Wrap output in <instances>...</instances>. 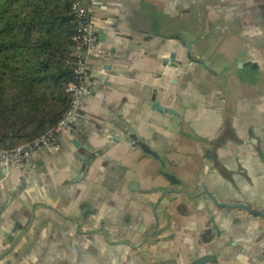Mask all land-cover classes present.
Masks as SVG:
<instances>
[{
  "label": "crops",
  "instance_id": "crops-1",
  "mask_svg": "<svg viewBox=\"0 0 264 264\" xmlns=\"http://www.w3.org/2000/svg\"><path fill=\"white\" fill-rule=\"evenodd\" d=\"M100 1L99 86L0 167V264H264L262 218L218 204L264 213V0Z\"/></svg>",
  "mask_w": 264,
  "mask_h": 264
},
{
  "label": "trees",
  "instance_id": "trees-1",
  "mask_svg": "<svg viewBox=\"0 0 264 264\" xmlns=\"http://www.w3.org/2000/svg\"><path fill=\"white\" fill-rule=\"evenodd\" d=\"M77 1L0 0V149L39 138L71 108Z\"/></svg>",
  "mask_w": 264,
  "mask_h": 264
},
{
  "label": "built area",
  "instance_id": "built-area-1",
  "mask_svg": "<svg viewBox=\"0 0 264 264\" xmlns=\"http://www.w3.org/2000/svg\"><path fill=\"white\" fill-rule=\"evenodd\" d=\"M98 4H101L100 0H78L73 6L77 30L73 36L75 53L72 63L75 80L67 86V92L72 97L71 108L54 128L39 138L10 149H0V167L30 171L35 167L36 151L58 150L60 135L73 119L81 100L99 86L100 80L93 66V58L104 53L93 18L94 8Z\"/></svg>",
  "mask_w": 264,
  "mask_h": 264
},
{
  "label": "water",
  "instance_id": "water-1",
  "mask_svg": "<svg viewBox=\"0 0 264 264\" xmlns=\"http://www.w3.org/2000/svg\"><path fill=\"white\" fill-rule=\"evenodd\" d=\"M162 63H163V65H169V66L176 67V68H183V67L187 66L186 64H183L180 60L177 59V53H175V52H171L169 57L162 58ZM249 63H251V65L256 66L252 62H249ZM154 100H156V98H154ZM154 107L160 112L165 111L164 110L165 108L158 101H155ZM169 111L172 112V110H169ZM73 142L77 147H79L80 144H79L78 140H73ZM5 168L8 172H11L10 167H5ZM203 187H204V192L207 193L210 196V198H212L216 202L214 197L209 193L207 187L205 185H203ZM18 191H19V188L15 189L10 194V196L7 198V200L0 206V217L2 216L5 209L13 201V199L15 198ZM218 204L221 206L227 207V208H239V209L245 210L247 212H250L252 214H255V215L261 217L262 220L264 221V213L258 209L252 208L251 206H249L247 204H241V203L240 204H229V203H225V202H221ZM211 259H213V258H211L210 256H204V257H201V258L194 260L193 262H191V264H203L206 261L211 260Z\"/></svg>",
  "mask_w": 264,
  "mask_h": 264
}]
</instances>
